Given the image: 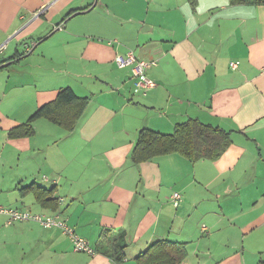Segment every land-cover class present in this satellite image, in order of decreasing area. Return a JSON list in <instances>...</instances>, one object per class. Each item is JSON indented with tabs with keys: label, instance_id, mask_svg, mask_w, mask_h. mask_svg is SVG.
Instances as JSON below:
<instances>
[{
	"label": "crops",
	"instance_id": "1",
	"mask_svg": "<svg viewBox=\"0 0 264 264\" xmlns=\"http://www.w3.org/2000/svg\"><path fill=\"white\" fill-rule=\"evenodd\" d=\"M95 1L0 0V206L59 214L97 249L1 213L0 264H139L158 241L184 245L173 264H264V4ZM129 50L156 62L145 94L115 63ZM65 87L90 98L72 130L38 117L12 135ZM189 118L231 133L220 158L133 161L142 129L170 134ZM116 240L121 262L107 252Z\"/></svg>",
	"mask_w": 264,
	"mask_h": 264
},
{
	"label": "trees",
	"instance_id": "2",
	"mask_svg": "<svg viewBox=\"0 0 264 264\" xmlns=\"http://www.w3.org/2000/svg\"><path fill=\"white\" fill-rule=\"evenodd\" d=\"M232 2L250 5L264 4V0H232ZM89 101V97L79 96L71 87L62 88L55 100L39 107L31 116L29 123L17 126L12 131V135L32 134L34 128L31 122L38 117L47 118L66 130H72ZM231 143L229 131L204 123L197 118H189L185 122L178 123L170 134L148 128L142 129L133 149L132 159L134 162H141L159 155L177 152L192 160L201 158L216 160L224 154ZM34 186L32 184L27 188L33 187L38 191L37 186ZM41 192L44 193V190ZM38 198L43 203H55L53 199H46L44 194ZM118 238H125V232L119 231ZM124 247V243L116 240L109 245L107 252L115 261L121 262L125 259ZM95 251L97 252L96 248ZM186 255L187 251L183 244L158 241L139 255L137 261L139 264H173L183 260Z\"/></svg>",
	"mask_w": 264,
	"mask_h": 264
},
{
	"label": "built area",
	"instance_id": "3",
	"mask_svg": "<svg viewBox=\"0 0 264 264\" xmlns=\"http://www.w3.org/2000/svg\"><path fill=\"white\" fill-rule=\"evenodd\" d=\"M48 9V5L35 13V17H39ZM8 41L0 43V55L7 49ZM115 63L118 67L123 68L131 66L134 78V92L146 93L149 89L156 86V82L147 75V69L156 64L155 61H146L138 59L133 50H129L126 55L117 54L115 56ZM235 66V63H232ZM183 197L180 192H174L172 195L173 203L178 206ZM8 216L7 223L11 224L16 221H34L46 228L58 227L70 236L73 243V249L77 252H86L91 255L96 253L95 248L92 247L89 241L80 236L75 228L68 224L59 214H41L33 213L28 209H17L0 206V214Z\"/></svg>",
	"mask_w": 264,
	"mask_h": 264
},
{
	"label": "water",
	"instance_id": "4",
	"mask_svg": "<svg viewBox=\"0 0 264 264\" xmlns=\"http://www.w3.org/2000/svg\"><path fill=\"white\" fill-rule=\"evenodd\" d=\"M96 2H97V0L95 1V3H96ZM95 3H94V4H95ZM93 7H94V5H92L90 8H88V9H86V10H78V11L74 12L72 15L75 16V15H78V14H80V13L88 12V11H90ZM47 37H49V35H47V36L44 37V38H47ZM42 40H43V39H42ZM40 41H41V40H40ZM33 50H34V47H33V49H31V50L29 51V53H27L25 56H28ZM2 66H4V65H0V68H1Z\"/></svg>",
	"mask_w": 264,
	"mask_h": 264
},
{
	"label": "rangeland",
	"instance_id": "5",
	"mask_svg": "<svg viewBox=\"0 0 264 264\" xmlns=\"http://www.w3.org/2000/svg\"><path fill=\"white\" fill-rule=\"evenodd\" d=\"M49 43H50L49 41H45L43 44H42V43H41V44L44 45L45 47H47V46L49 45ZM66 221H67V220H66ZM67 223H68V222H67ZM68 224H69V223H68ZM90 245H91V243H90ZM92 247H93V246H92Z\"/></svg>",
	"mask_w": 264,
	"mask_h": 264
},
{
	"label": "bare ground",
	"instance_id": "6",
	"mask_svg": "<svg viewBox=\"0 0 264 264\" xmlns=\"http://www.w3.org/2000/svg\"><path fill=\"white\" fill-rule=\"evenodd\" d=\"M59 27H61V26H59Z\"/></svg>",
	"mask_w": 264,
	"mask_h": 264
}]
</instances>
